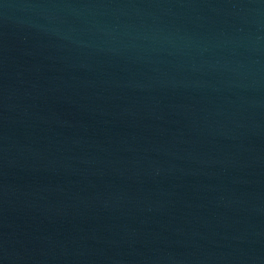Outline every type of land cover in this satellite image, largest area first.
Wrapping results in <instances>:
<instances>
[{"label":"water","instance_id":"water-1","mask_svg":"<svg viewBox=\"0 0 264 264\" xmlns=\"http://www.w3.org/2000/svg\"><path fill=\"white\" fill-rule=\"evenodd\" d=\"M0 264H264V0H0Z\"/></svg>","mask_w":264,"mask_h":264}]
</instances>
